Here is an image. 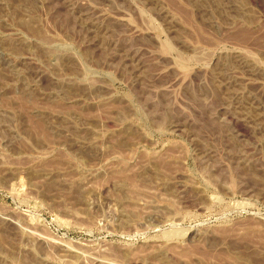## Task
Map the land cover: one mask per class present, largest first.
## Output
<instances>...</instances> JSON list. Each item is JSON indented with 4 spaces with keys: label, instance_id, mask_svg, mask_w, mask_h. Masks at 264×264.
I'll list each match as a JSON object with an SVG mask.
<instances>
[{
    "label": "rangeland",
    "instance_id": "obj_1",
    "mask_svg": "<svg viewBox=\"0 0 264 264\" xmlns=\"http://www.w3.org/2000/svg\"><path fill=\"white\" fill-rule=\"evenodd\" d=\"M0 264H264V0H0Z\"/></svg>",
    "mask_w": 264,
    "mask_h": 264
}]
</instances>
